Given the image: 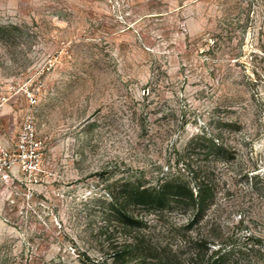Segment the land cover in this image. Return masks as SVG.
I'll use <instances>...</instances> for the list:
<instances>
[{
	"label": "rangeland",
	"instance_id": "374dc122",
	"mask_svg": "<svg viewBox=\"0 0 264 264\" xmlns=\"http://www.w3.org/2000/svg\"><path fill=\"white\" fill-rule=\"evenodd\" d=\"M1 165L0 264H264V0H0ZM210 169L194 223L126 203Z\"/></svg>",
	"mask_w": 264,
	"mask_h": 264
},
{
	"label": "trees",
	"instance_id": "16d2710c",
	"mask_svg": "<svg viewBox=\"0 0 264 264\" xmlns=\"http://www.w3.org/2000/svg\"><path fill=\"white\" fill-rule=\"evenodd\" d=\"M199 147H203L205 156H214V161H218L221 156L227 159H234V150L220 139L218 135L203 131L198 138ZM207 144H209L207 146ZM226 159V160H227ZM212 160V161H213ZM215 163V162H214ZM215 170H209L208 175L201 176L199 172H194L197 185L193 181L194 177L186 178L182 175H174L173 177L163 174L157 181L142 184L138 182L133 189L127 194L128 204L140 205L148 210H157L160 212L180 210L183 215H190L188 222L194 223L198 219L205 216L206 211L215 204L211 192L212 180L210 177L215 175ZM185 176V175H184ZM112 210L118 214L119 222L126 226L138 227L143 222V219L137 217L127 206H123L118 199L112 197ZM192 216V217H191ZM214 218V217H213ZM190 225V224H187ZM185 242L193 245H198L199 239L195 240L187 233L182 234ZM201 240V239H200ZM213 235H209L204 242L208 250L212 249L215 243L212 241ZM203 241V240H202ZM171 255L176 256L174 252ZM232 254V249L223 251L222 247L214 248L210 255L208 264H224L228 257ZM170 261H175L168 257ZM177 263L180 264L177 258ZM168 261L166 264H170Z\"/></svg>",
	"mask_w": 264,
	"mask_h": 264
},
{
	"label": "built area",
	"instance_id": "2783aa9c",
	"mask_svg": "<svg viewBox=\"0 0 264 264\" xmlns=\"http://www.w3.org/2000/svg\"><path fill=\"white\" fill-rule=\"evenodd\" d=\"M0 171H2L4 174H6L5 165L0 166Z\"/></svg>",
	"mask_w": 264,
	"mask_h": 264
}]
</instances>
